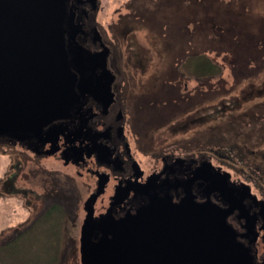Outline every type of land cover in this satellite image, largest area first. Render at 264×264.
<instances>
[{"label": "flooded vegetation", "instance_id": "flooded-vegetation-1", "mask_svg": "<svg viewBox=\"0 0 264 264\" xmlns=\"http://www.w3.org/2000/svg\"><path fill=\"white\" fill-rule=\"evenodd\" d=\"M126 1L131 5L123 7L125 13L120 11L115 23L103 25L99 16L101 0H64L63 40L68 67L75 77V101L67 115L51 121L40 136H28L22 142L5 136L3 139L9 145H18L32 157L51 158L57 166L50 171L61 173L66 181L61 184L52 179L51 187H45L41 197H27L26 203L35 207L31 200H38L39 206L34 211H38L37 214L49 206L64 204L71 221L80 220L79 225L72 227L78 233L86 214L84 201L89 196L93 202L87 207L89 209L90 206L95 219L109 216L120 220L134 214L147 200L208 203L224 211L225 220L232 227L236 240L247 248L253 261H262L264 146L251 149L252 145L246 143L250 141V135L247 132L239 135L237 127L233 126L239 119L235 109L239 102L244 101V95L225 102L221 98L215 100L217 94L211 90L210 94L215 93V96L206 101L203 96L208 91L199 90L194 94L199 99L188 102L187 109L184 107V123L210 118L218 120L212 127L214 129L226 121L233 130L231 137L213 132L216 134L209 137L203 146L197 144L195 148L193 143L182 139L175 142L180 148L168 145L163 149H152L147 155L145 138L135 129L134 119L129 122L127 111L141 88L134 80L135 76L141 75L137 70L144 73L142 61L147 63L146 58L137 55L138 48L132 40L135 29L146 26L153 38L155 26L146 14L135 10L134 0ZM120 8L116 7L115 11ZM115 38L124 40L125 55L116 51ZM190 58L189 53H182L176 58V64L186 66ZM163 65H168V62L166 64L165 60ZM163 68L162 71H167V67ZM170 68L172 76H177L176 73L185 75L180 68ZM201 71L198 69V81L202 79ZM207 77L210 78L209 74ZM244 104L242 108L245 109ZM192 106L194 110H190ZM229 109V114L223 115ZM202 110H209L207 116ZM195 111L200 115L190 118ZM128 124L133 126L132 129ZM263 138L264 135L259 140ZM239 139L241 143L237 142ZM215 144L218 145L212 146ZM222 144H226V149ZM206 145L209 148L205 149ZM48 150L50 153H45ZM57 162L67 171L60 170ZM236 163L242 165L237 167ZM10 181H4L3 188L11 185ZM26 193L23 192L24 195Z\"/></svg>", "mask_w": 264, "mask_h": 264}, {"label": "rangeland", "instance_id": "rangeland-1", "mask_svg": "<svg viewBox=\"0 0 264 264\" xmlns=\"http://www.w3.org/2000/svg\"><path fill=\"white\" fill-rule=\"evenodd\" d=\"M101 5L100 21L106 25L115 23L117 13L124 14L123 7L131 3L101 0ZM133 5L155 26L153 38L143 26L135 29L132 39L138 48L137 55L146 58L147 63L142 61L144 73L137 70L141 75L134 80L141 88L127 112L129 122L134 119L135 129L145 138L146 154L168 145L180 148L175 142L182 139L194 146H203L216 134L213 132L231 137L233 130L226 121L214 129L218 120L183 122L184 107L187 109L188 102L199 99L194 95L199 90L208 91L203 96L206 101L215 93V100L221 98L225 102L244 95V101L235 109L239 119L233 126L237 127L239 135L241 132L250 135L246 143L252 145L251 149L262 148L264 138L259 139L264 135V0H188V3L185 0H134ZM116 7L121 8L115 11ZM113 43L119 54L127 53L124 40L115 38ZM185 52L191 58L186 66H178L176 58ZM164 57L168 65H163ZM163 67H167L168 72L162 71ZM173 67L180 68L185 75L172 76L169 68ZM198 69L202 70L200 81ZM211 90L215 93L210 94ZM194 106L190 110H194ZM202 112L207 116L209 110ZM197 115L200 113L195 111L190 118ZM128 127L133 126L128 124ZM222 146L226 149V144ZM28 155L18 145L0 140V264H81L79 233L72 229L80 220L71 221L64 204L49 206L37 214L38 211H34L39 206L38 200H31L35 207L25 200L41 197L45 189L51 187L52 179L62 184L66 178L50 171L57 166L51 158ZM57 164L60 170L67 171L59 162ZM236 164L238 167L241 163ZM6 180H11V185L3 188ZM78 211L80 214L81 209Z\"/></svg>", "mask_w": 264, "mask_h": 264}, {"label": "water", "instance_id": "water-1", "mask_svg": "<svg viewBox=\"0 0 264 264\" xmlns=\"http://www.w3.org/2000/svg\"><path fill=\"white\" fill-rule=\"evenodd\" d=\"M63 18L64 0H0L1 139L40 136L75 101ZM92 202L84 201L81 264H264L253 261L224 211L211 204L147 200L114 220L93 218Z\"/></svg>", "mask_w": 264, "mask_h": 264}]
</instances>
